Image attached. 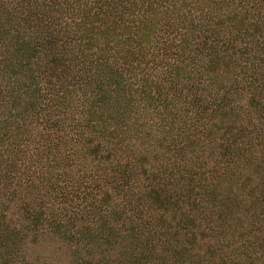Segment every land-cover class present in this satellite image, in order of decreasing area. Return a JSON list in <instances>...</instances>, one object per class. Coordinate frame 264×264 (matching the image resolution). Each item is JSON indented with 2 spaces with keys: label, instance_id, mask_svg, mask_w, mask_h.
I'll return each mask as SVG.
<instances>
[{
  "label": "trees",
  "instance_id": "obj_1",
  "mask_svg": "<svg viewBox=\"0 0 264 264\" xmlns=\"http://www.w3.org/2000/svg\"><path fill=\"white\" fill-rule=\"evenodd\" d=\"M0 264H264V0H0Z\"/></svg>",
  "mask_w": 264,
  "mask_h": 264
}]
</instances>
